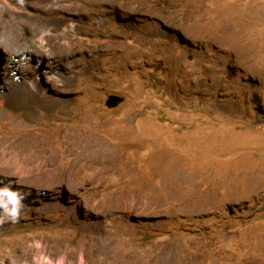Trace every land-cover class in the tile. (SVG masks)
<instances>
[{
    "label": "rangeland",
    "instance_id": "374dc122",
    "mask_svg": "<svg viewBox=\"0 0 264 264\" xmlns=\"http://www.w3.org/2000/svg\"><path fill=\"white\" fill-rule=\"evenodd\" d=\"M12 1L0 264H264V0Z\"/></svg>",
    "mask_w": 264,
    "mask_h": 264
},
{
    "label": "bare ground",
    "instance_id": "6f19581e",
    "mask_svg": "<svg viewBox=\"0 0 264 264\" xmlns=\"http://www.w3.org/2000/svg\"><path fill=\"white\" fill-rule=\"evenodd\" d=\"M12 2H13L12 0H0V49H2L4 51V53L7 55V60H6L7 62H6V65H4V67H6L8 70H10L12 72L20 71V72L33 73L34 69H30V65L28 62L29 60H27V57L29 56V53L32 52V50L34 49V46H37V48L39 50L44 51L45 55H47L46 57H49L48 59H45V66H44L45 68L49 67L51 64V60L54 59V57L56 56V52L53 50H50V48H49L50 39L47 38V33H46L48 31L45 28H41V27H40L41 29H39L40 31L38 33H37V30H35L34 28H32V29L30 28L29 30H26V28L23 29L24 26L21 25L22 21L20 22V20L22 18L18 14V8L13 6ZM6 9L7 10L9 9V13L6 11ZM8 15L10 17V20H8V18H9ZM30 33H33L35 35L32 42L30 40L31 39ZM35 49H36V47H35ZM25 53H28V54H25ZM17 54H19V56H17ZM21 57L26 58V62L24 64H21V62H19V61H15V62L13 61L12 62V59H14V58L19 59ZM7 75H9V74H7ZM29 85H31L32 87H35V84H29ZM40 94H42V93H40ZM242 184L243 183H241V185ZM38 262L40 264H52V262H50L45 257L39 258ZM56 264H62V262L59 261ZM81 264H83V263H81Z\"/></svg>",
    "mask_w": 264,
    "mask_h": 264
},
{
    "label": "water",
    "instance_id": "95a60500",
    "mask_svg": "<svg viewBox=\"0 0 264 264\" xmlns=\"http://www.w3.org/2000/svg\"><path fill=\"white\" fill-rule=\"evenodd\" d=\"M124 98L117 96V95H108V98L106 100V106L109 108H115L119 106L121 103H123Z\"/></svg>",
    "mask_w": 264,
    "mask_h": 264
},
{
    "label": "clouds",
    "instance_id": "9594fccd",
    "mask_svg": "<svg viewBox=\"0 0 264 264\" xmlns=\"http://www.w3.org/2000/svg\"><path fill=\"white\" fill-rule=\"evenodd\" d=\"M13 61H14V62H15V61H19V62H21V64H24V63L26 62V58H25V57H21V58H19V59H17V58L15 59V58H14V59H12V62H13ZM12 62H11V63H12ZM10 65H11V64H10ZM36 68H37V66H36ZM25 74H26V73H25ZM25 74H23V75H25ZM27 74H28V73H27ZM10 77H11L12 79L14 78V80H17V81H18L19 77L21 78L22 76L16 77V76H11V75H10ZM19 80H20V79H19Z\"/></svg>",
    "mask_w": 264,
    "mask_h": 264
}]
</instances>
